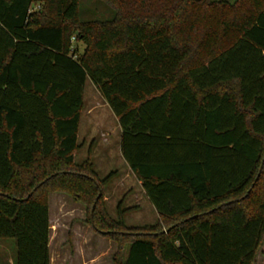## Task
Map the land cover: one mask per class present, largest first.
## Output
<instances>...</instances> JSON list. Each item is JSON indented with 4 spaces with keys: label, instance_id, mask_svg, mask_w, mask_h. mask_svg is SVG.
Returning a JSON list of instances; mask_svg holds the SVG:
<instances>
[{
    "label": "trees",
    "instance_id": "1",
    "mask_svg": "<svg viewBox=\"0 0 264 264\" xmlns=\"http://www.w3.org/2000/svg\"><path fill=\"white\" fill-rule=\"evenodd\" d=\"M0 0V238L50 264L49 195L90 207L112 264H252L264 236V0ZM79 43L84 44L80 50ZM90 78L157 223L106 208L91 149L75 160ZM126 252V253H125Z\"/></svg>",
    "mask_w": 264,
    "mask_h": 264
},
{
    "label": "rangeland",
    "instance_id": "2",
    "mask_svg": "<svg viewBox=\"0 0 264 264\" xmlns=\"http://www.w3.org/2000/svg\"><path fill=\"white\" fill-rule=\"evenodd\" d=\"M114 15L115 9L104 0H80V17L83 20H104ZM79 45L82 50L84 44ZM82 110L78 141L86 143L76 153L75 160L82 162L86 159L92 146L91 159L98 176L103 178L115 172V176L102 188L108 213L117 218V206L122 201L124 207L131 208L124 217L127 227L140 229L157 223L155 208L137 179L133 175H126V164L117 159L115 154L112 161L106 160L107 138L103 137L105 133L102 135L100 128L109 127L114 130L117 120L90 78H87L85 83ZM89 110L91 112H88ZM110 136L114 138L116 135ZM115 147L113 142L111 148ZM49 218L50 264H112L118 243L93 228L89 219L90 207L84 202L64 192H52L49 195ZM16 252L14 238H0V264H13ZM252 264H264V236Z\"/></svg>",
    "mask_w": 264,
    "mask_h": 264
},
{
    "label": "crops",
    "instance_id": "3",
    "mask_svg": "<svg viewBox=\"0 0 264 264\" xmlns=\"http://www.w3.org/2000/svg\"><path fill=\"white\" fill-rule=\"evenodd\" d=\"M82 112H83V110H82ZM82 112H81V117H82ZM88 112H91V111L89 110ZM113 114H114V112H113ZM114 116H115V118L117 120V126L114 127V130L110 129L109 127H105V128H102L101 127L100 128L101 129V134L103 135V133H105V135L103 137L107 138L106 139V146H105V150H106V153H107L106 154L107 155L106 160L107 161H109V160L112 161V156L115 154L117 156V159L121 160L122 162H124V164H126V170L128 171L126 175H128V176L133 175L137 179V181L139 182V184H141V186H142V181L137 178V176L135 175V173L132 170L131 166L129 165V163L127 162V160L125 159V157L123 156L122 148H121V132H122V128H121V125H120V122H119L118 117L115 114H114ZM80 121H81V118H80ZM93 125L96 126L95 123ZM79 127H80V124H79ZM78 133H79V130H78ZM110 134H113V135H116V136H114V138H113V136H110ZM113 142L116 144V147L114 149L111 148ZM85 143L86 142H82L81 143L83 145L82 148L84 147ZM94 145H95V142H94ZM90 149H92V146H90L89 150ZM142 188H143V186H142ZM143 192L146 194L144 188H143ZM153 207H154V205H153ZM155 211L157 213V219H158L159 218V213H158V211H157L156 208H155Z\"/></svg>",
    "mask_w": 264,
    "mask_h": 264
}]
</instances>
